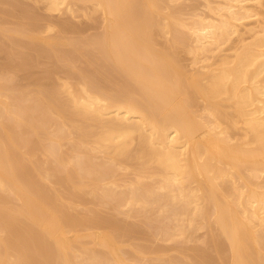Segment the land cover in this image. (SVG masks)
I'll list each match as a JSON object with an SVG mask.
<instances>
[{"label": "bare ground", "instance_id": "obj_1", "mask_svg": "<svg viewBox=\"0 0 264 264\" xmlns=\"http://www.w3.org/2000/svg\"><path fill=\"white\" fill-rule=\"evenodd\" d=\"M45 1L52 12L62 8L71 12L73 3H90L95 12H102L103 28L92 37L75 40L46 37L40 31L43 27L31 24L16 30L0 23V35L24 37L62 61L75 77V81L66 77L49 93L21 91L15 96L9 90L5 93L7 73V80L0 77V264H125L114 255L122 235L131 228L121 227L114 217L93 214L89 206L92 216L79 217L70 209L76 200H71L73 195L88 188L87 193H93L104 182L113 184L116 169L131 163L136 164L138 174L148 171L160 178L155 185H142L136 179L121 200L125 198L126 205L140 212L155 204L159 212L168 211L176 223L170 221L161 229L165 240L179 235L187 239L193 231L214 223L206 239L213 254L202 251L203 256L192 257H197L192 260L195 263L185 264H264V184L255 183L264 174V16L259 11L264 2L261 6V0H204L206 13L195 11L188 17L183 10L186 18L178 10L166 12V0ZM257 6L261 7L256 10ZM249 18H255L258 25L245 28ZM48 24L43 33L54 31ZM159 31L174 33L165 47L157 46ZM231 40L237 43L231 47L233 53H220ZM191 41L194 45L187 49L194 51L195 62L198 57L209 62L221 56L191 72L175 52L177 45L190 46ZM77 57L93 68L78 66ZM25 100L32 101L41 117L31 114L30 104H22ZM198 100L205 103H201L204 114L195 108ZM225 103L236 119L222 109ZM227 120L231 128H243L235 140ZM89 137L93 139L88 141ZM69 139L76 148L75 154L70 150V158L62 149ZM40 151L53 156L55 167L52 159L48 161L51 169L43 166L46 159L39 158ZM98 152L106 154L110 163L114 161L109 170L107 161L103 163L107 171L101 170L102 165L99 169L97 158L96 168L92 159ZM120 159L126 160H121L126 166ZM58 183L69 187L72 196L64 189L63 194L71 201L64 203ZM122 201L113 207L114 213L124 211L119 209ZM83 225H87L84 232L80 230ZM78 230L79 245L66 236ZM77 245L80 251L75 250Z\"/></svg>", "mask_w": 264, "mask_h": 264}, {"label": "rangeland", "instance_id": "obj_2", "mask_svg": "<svg viewBox=\"0 0 264 264\" xmlns=\"http://www.w3.org/2000/svg\"><path fill=\"white\" fill-rule=\"evenodd\" d=\"M165 2H167V3H165V6H164L166 12L178 10V13H180V15H181V12L182 13L186 12L187 14L184 13L182 15L184 16L186 14L188 17L190 16L191 13H194L195 11H198V12L201 11V13H202V11L207 10L205 7V4H204V0H201V1L200 0H180V1L179 0H177V1L166 0ZM261 2H262L261 3V6H262L264 0H261ZM45 4H46L45 0H0V23H3L6 27L11 28V29H16V30L22 29L23 30L25 28L32 27L31 25H34V26L39 27V28L43 27L42 29H44V27L47 26L46 24H48V22H49L52 24L49 27H54V31L51 28L52 32H50V30H46V33H47L46 34V33H43V31H45V29H47L48 26H47V28L45 27L44 30H42L40 28L42 35L45 34L44 36H46V37H49V36L50 37H52V36L53 37L69 36V37L75 38V40L89 38L91 35L93 36V35L99 33L103 28L102 27L103 26V14H102V12L100 10H98V12H95L92 9V5L90 3H82V2L73 3V6L71 4V6H72L71 9L73 10V11L71 10V12H70V10L67 11V9L65 10L64 8H62L63 10L61 9L59 11H55V12L53 11L52 12L46 8ZM166 6L169 9L166 8ZM261 6H259V7L257 6L256 10H258ZM164 8H163V11H164ZM193 8H194V11H193ZM263 8L264 7H261V10L259 9V11H261L262 16H264V14H263L264 9ZM183 10H184V12H183ZM89 11L91 12V14ZM204 13H206V11ZM186 15H185V17L188 18ZM28 16H29V18H28ZM247 20L250 23L247 22ZM247 20H245V28L250 27V25L252 27L254 25V23L255 24L257 23L256 21H254L255 18H249ZM257 25H258V23L256 24V26ZM241 28L244 29V25H242ZM183 29L180 28V31H183ZM47 31H49V32H47ZM52 33H53V35H52ZM157 33L155 34V37H156V35H158L157 39L155 38V40L157 41V46H160L161 44H163V46L164 45L167 46L168 42L170 44V39L173 38V36H172L174 34L173 32H169V34L168 33L165 34L164 32L159 31ZM60 34H62V35H60ZM244 35H246V33H244ZM247 35H248V33H247ZM168 37H169V39H168ZM164 40H165V42H164ZM234 40H231L229 43H227V45H224L222 48V52H220V53H223V52L225 54H227V52H228V54L233 53V51H232L233 48H231V47H234L237 44ZM191 44H193L192 41L190 43V46H189V43H187L185 45L180 44L181 46L177 45L176 49H175L177 57H179L180 61L182 60L181 63L183 65H185V68L186 69L188 68L187 70H189L191 72L194 71L195 69H197L199 65L202 66V65H206L208 63H212L215 60L217 61L219 55L221 56V54L219 53V55H216L217 57L216 56L212 57V59H210L211 62L210 61L205 62L206 60H201V59H199L200 57H198V58H196V62H197L196 63L195 57H193L194 54L191 55L192 53H194V51L193 52L190 51L194 44L193 45H191ZM161 47H162V45H161ZM180 47H181L182 51H179ZM187 48L190 49L189 51L191 53H189ZM68 51H71V50H68ZM88 56H92V55L89 54ZM77 58L79 59V60H77L78 63H76L78 66L87 68L89 70H91L93 68V65L88 63L84 58H80V57H77ZM213 58H214V60H213ZM215 58H217V59H215ZM198 60H201L203 62L200 61L199 62L200 64H199ZM23 62L25 65L22 64ZM194 65L196 66L195 68H194ZM0 71H1L0 77L6 73H7L6 75H8V77H10L9 79H11V83H10L9 79L7 80V76L4 75V76H2V77H4L3 79L7 80L9 83L7 81H5L3 85H6V86H3L1 83L0 84L6 88L5 93L8 92V90H9L13 96L19 95L21 93V91H24V92L30 91L31 94L35 93L38 90L45 91L48 93L52 92V91H54L56 85L61 83V81L63 82L65 80H67L66 77H68V80L75 81L72 78V77H74V75H72V72L70 71V69H68V67L62 61L57 60L55 57L50 55L48 52H43V51H40L37 48L33 47L22 36H15L14 38H10L7 36H3L2 34L0 35ZM0 80L2 82V78ZM13 88H14V90H13ZM23 103H24V105H27V106L30 104L29 106H31V109H32V110H30L31 114H34L37 117H41L38 115V114L41 115V111L38 110V113H37L36 108L32 107V105H33L32 101L25 100L24 102L22 101V104ZM197 103H198L197 105L199 107L195 106V108H198L196 110H199L198 113L200 111H202L204 114L205 111L203 109L204 108L203 105L205 103L201 100H198ZM201 103H203V105ZM201 105H202V107H200ZM227 108L228 107L225 103V106H223L222 109L223 110L226 109V112H228L229 116L234 117L235 113H234V111L232 112V108H230V107L228 109ZM34 109L36 110V112ZM229 109H231V110H229ZM202 112H200V113H202ZM230 112H231V115H230ZM203 116L205 117V115H203ZM234 118L236 119V117H234ZM228 121L229 120H227V122H225V124L227 123V126L229 124V127H230V122L228 123ZM238 126H243V125H241L239 123ZM52 127L53 126H51V127L49 126V128H51L53 130ZM232 128L231 127L229 128L230 134H231V132H232L231 135H233V133H234L235 135H233L232 137H233V139H234V137H235V139H237V137H240V135L242 134L241 132H243V130H242L243 128L237 127L236 130H235V128H233V129ZM238 128H240V129H238ZM236 133H238L239 136ZM23 135L26 138L29 137V138H27L28 140H32V141L34 140V139H32L34 137L29 136L28 133H23ZM74 138H72V139L74 140ZM72 139L65 140L64 141L65 145L62 146V149H64V152H63L64 155L66 152L69 153L68 155L66 154V156H68V157H69L71 152H72L71 154H75V152H76V148H74L75 146H73L72 142H71ZM92 139H93L92 137H89L88 141H90ZM66 141H69V142H66ZM74 143L75 142H73V144ZM44 144H45V146L49 145V143L46 141L44 142ZM70 150H71V152H70ZM72 150H75V151H72ZM40 153H43V154L40 156ZM98 153H96V155H95L96 157L95 156L93 157V159H92L93 163L96 164V162H95L96 158H97V160H96L97 164L101 162L100 164H98L99 166L100 165L103 166V163H105L106 161L110 163L109 158L106 157L108 159L107 160L104 157V155H106V154H104L103 152H100L98 155ZM38 155L40 156L39 158L42 157L41 160L46 159L45 161L43 160V166L45 164L46 166H48L47 167L48 169L55 167L53 156L45 155V153L41 152V151L38 153ZM70 157H72V155ZM104 158L106 160H103ZM50 159H52L51 160L52 163L48 162V161H50ZM41 160H39V161H41ZM121 160H125V159H120V162H121ZM111 162L112 163H110V164L105 163L108 170H109V167H112L111 164H113L114 161H111ZM47 163H49V165ZM121 163H124V165H125L124 161H122ZM97 164H96V168H97ZM41 165H42V163H41ZM46 166H44V167L46 168ZM84 166H85V163H84ZM102 168L103 169H101V166L99 167V169H101L102 171L103 170L105 171L107 169V168H105V166H103ZM118 169L119 170L116 169V171L114 172L115 174L113 173V178H114V176H116V173H117V177H115L113 184H112V182H108L109 184H112V186L111 185L109 186V184L107 182L103 183L104 186L106 185L105 190L107 191V193L105 195H104V192L102 190L104 187L103 185H102V188H100V190H97L93 193L90 191H89V193H87L88 192L87 190L89 189L88 188V189H86V191L77 192L78 195L75 194V196L74 195L72 196L69 194V192H68L69 187L67 185L64 186L65 184L63 185L64 188L62 186H60L61 184L59 185V183L57 184L58 186L56 187V189H58V190L60 189V192H61V190L63 191V189H64L66 194L68 192V195L73 197V198L71 197L72 198L71 200L74 201L76 199L75 200L76 204H75V201L73 203L69 197L67 198L68 200L71 201L72 205L74 204L73 208L70 209L71 212L75 213L79 217L92 216L91 212L93 210H95V211H93V214L98 212L105 217H109V218L114 217V219H117V221L121 225V227L125 226V227H128L127 229L131 228V231L129 233L125 234L126 236L122 235L123 239L121 237V240H119L120 242H118L119 244L117 245V250L115 253L116 255H114L115 258H117V259L119 258L118 260L125 262V264L128 263L129 261L130 262L128 264H173V263L185 264L187 262H189V263L194 262L192 260L196 261L195 258H197V257L192 258L195 255L197 256L198 254L199 255L201 254L203 256L204 255L203 253H205V252L208 255L210 254L211 249L207 245L208 240H206V239H208V237L210 235L209 232L211 233V230L212 229L214 230L215 225H212V224H214L213 222H211L210 226H204L205 228L201 227V228H199L200 230L197 229L196 231H193V233L194 232H196V233H194V235H193L194 237L193 236L188 237L189 239L187 237H186L187 239H185V236L183 238V235L181 237L179 235L177 237L175 236L173 239L165 240L163 237L161 229L165 228V224L168 226H169V224H171L170 221H172V220L170 219V215H169L168 211H162L164 213L159 212L160 206H158L159 204H155L154 206L153 205L150 206L152 208V210L150 208L149 211L148 210H146V211L142 210L140 212V211H136V209H133L132 206L129 207L128 204L126 205L123 202L125 200V198H122V199H124L123 201L121 200V197H124L125 195H127L130 188L135 185L134 183H137V182H135L136 179H137L138 183L142 182L141 183L142 185L145 183H146L145 185H149V183H152V185H155V183L160 178V176L156 177L158 175L155 174V175H153L154 177H152L151 172H148V171L143 172V173H146V175L141 172L140 174L142 176H139L140 174H138L139 172H138V169L136 168L135 163H131V165L128 164L126 166V168L122 164V168L118 167ZM135 169H136V172H135ZM245 172H247V171H245ZM148 174H151V177H150V175L148 176ZM247 174H248V172L246 173V175ZM92 176H95V174H93ZM136 176H139V177L136 178ZM144 176H146V177L144 178ZM140 177H142V178H140ZM261 178H263V179H261ZM138 179L139 180L142 179V180L139 181ZM154 179H155V181H154ZM240 180L238 179V183H241ZM255 180L259 181V182H255L256 184H258V185L262 184L263 185L264 184V182H263L264 181V174L263 175L261 174L260 178L255 179ZM260 180H262L261 181L262 183L260 182ZM129 181L131 183L133 182V184L130 183V185H129ZM114 183H116V184H114ZM53 184L54 183H52V185ZM55 186L56 185L54 184L53 187H55ZM66 187H68V190ZM262 187H264V186H262ZM109 189L111 190V192H115V191L116 192L110 194V196H109V194H108L110 191ZM112 189H114V190H112ZM64 191L61 193L63 194ZM121 192H123V194ZM95 194H97V195H95ZM113 194L114 195L116 194L114 196V198H113ZM117 194H120V195H117ZM64 195L65 194L61 195V198L63 197L62 199L63 200L65 199V201H64V203H65L67 201L66 197L68 195H66L65 198H64ZM122 195H124V196H122ZM111 197H112L113 201H111ZM97 198H99V199L97 200ZM116 198H118V199L120 198V200H118L119 202L117 201ZM108 199H110V200H108ZM63 200H61V201L63 202ZM99 200H100V203H99ZM106 200H108V201L106 202ZM109 201H111V202H109ZM121 201L126 206L121 203L123 206H122V208L120 207L119 209L121 211H123V210L124 211L123 212H120V211L117 212L116 211V213H114L115 208H113V207H118L116 205H118V204L120 205ZM101 202L103 203V206H102ZM107 203H110V205H108ZM77 204H78V206H77ZM99 204H101V205H99ZM75 205L77 206V208H75L76 207ZM88 206H89V208L92 207L93 210L89 209ZM96 208H99V210L97 209V211H96ZM131 208H132L133 213L131 212ZM81 211H83L84 213ZM86 213H88V215ZM118 213H120V215ZM121 213H123V214H121ZM131 213L133 214V217H132ZM135 213H136V215H135ZM186 221H187V219H186ZM186 221H184V222L187 223ZM175 223H176V221H174L171 225H175ZM133 225H135L136 227H134ZM161 226H162V228H161ZM81 227H83V228H80V230H83V232H84V228L86 229L87 225L86 226L83 225ZM136 228H137V231H136ZM94 229H95V231L101 230V229H97V228H94ZM80 230L72 231V232H69L68 234H66L67 238L71 242H73V244L77 243L78 239L75 238L76 237L75 235H76V233H80L79 232ZM83 232H81V233H83ZM128 234H130V236H127ZM72 237H73V239H72ZM129 237H131V238H129ZM71 239L74 241H72ZM83 239H85V238H83ZM74 242H76V243H74ZM87 242H88V240H87ZM78 245L75 246L76 251H80V249L78 248ZM205 245H207L208 248ZM121 247H122V250L124 251L123 255L127 259H125L123 257V255H122L123 251L120 250ZM136 247H139V248L137 249ZM96 249L98 251L100 250L101 252L103 251L102 247L99 248L98 246H96ZM135 249H137L139 251H137V250L135 251ZM142 249H144V250L142 251ZM197 249L200 251H198ZM204 249H206V251H204ZM151 250L153 252H151ZM140 251H142V252L139 253ZM154 251L156 253H154ZM196 251L198 253H196ZM202 251H203V253H202ZM159 252H160V254H159ZM199 252H201V253H199ZM76 253H78V255H80V256H84V255L79 254L82 252H76ZM211 254H213V253L211 252ZM211 254H210V256H211ZM138 255H141V257ZM160 255H161V258L163 259V261L160 260L161 259ZM155 257H157V258L155 259ZM186 257L187 258L189 257L190 259L189 258L186 259ZM164 259H166L167 261ZM182 260H184V261H182ZM188 260H190V261H188Z\"/></svg>", "mask_w": 264, "mask_h": 264}]
</instances>
